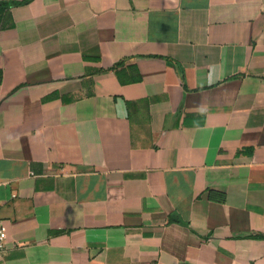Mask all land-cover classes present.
Masks as SVG:
<instances>
[{"label": "crops", "instance_id": "crops-1", "mask_svg": "<svg viewBox=\"0 0 264 264\" xmlns=\"http://www.w3.org/2000/svg\"><path fill=\"white\" fill-rule=\"evenodd\" d=\"M0 221V264H264V0L4 10Z\"/></svg>", "mask_w": 264, "mask_h": 264}, {"label": "trees", "instance_id": "trees-1", "mask_svg": "<svg viewBox=\"0 0 264 264\" xmlns=\"http://www.w3.org/2000/svg\"><path fill=\"white\" fill-rule=\"evenodd\" d=\"M31 0H23V1H11V2H0V28H1V18L3 16L4 10L16 6H21L29 3ZM172 221V220H171Z\"/></svg>", "mask_w": 264, "mask_h": 264}, {"label": "built area", "instance_id": "built-area-1", "mask_svg": "<svg viewBox=\"0 0 264 264\" xmlns=\"http://www.w3.org/2000/svg\"><path fill=\"white\" fill-rule=\"evenodd\" d=\"M6 240H7V235H6L5 230L3 229L2 223L0 221V255L2 254V252L5 249Z\"/></svg>", "mask_w": 264, "mask_h": 264}]
</instances>
